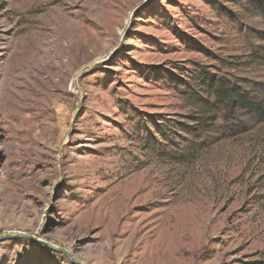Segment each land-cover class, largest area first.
Segmentation results:
<instances>
[{
  "label": "rangeland",
  "instance_id": "rangeland-1",
  "mask_svg": "<svg viewBox=\"0 0 264 264\" xmlns=\"http://www.w3.org/2000/svg\"><path fill=\"white\" fill-rule=\"evenodd\" d=\"M218 86L264 101V0H0V264H264Z\"/></svg>",
  "mask_w": 264,
  "mask_h": 264
},
{
  "label": "trees",
  "instance_id": "trees-1",
  "mask_svg": "<svg viewBox=\"0 0 264 264\" xmlns=\"http://www.w3.org/2000/svg\"><path fill=\"white\" fill-rule=\"evenodd\" d=\"M219 96L228 99L231 104H236L241 108H247L254 112L256 115L264 119V101L260 104H254L246 97V95H238L235 90H229L224 86L216 87V91Z\"/></svg>",
  "mask_w": 264,
  "mask_h": 264
}]
</instances>
